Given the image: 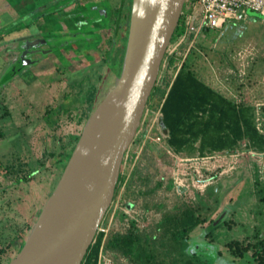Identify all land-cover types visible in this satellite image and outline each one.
Masks as SVG:
<instances>
[{
    "label": "rangeland",
    "instance_id": "rangeland-1",
    "mask_svg": "<svg viewBox=\"0 0 264 264\" xmlns=\"http://www.w3.org/2000/svg\"><path fill=\"white\" fill-rule=\"evenodd\" d=\"M190 1L185 2L100 225L105 229L100 264H139L106 248L116 233L139 234L145 248H158L154 264H187L195 251L193 264H264V151L249 148L243 140L230 152L204 157L176 153L155 139L157 127L149 132L151 118L157 116L178 71L185 67L229 99L253 106L264 134V17L250 11L247 22L185 32ZM118 6L119 2L111 8L109 28L88 39L90 60L68 53L74 64L65 72L55 68L61 65L54 64L52 56L2 84L14 57H9L6 44L0 48L1 264L18 254L64 170L76 137L117 81L125 49L121 45L117 68H112ZM187 210L199 223L188 232L185 254L160 249L161 239L169 240L173 231L182 228L179 222Z\"/></svg>",
    "mask_w": 264,
    "mask_h": 264
},
{
    "label": "water",
    "instance_id": "water-1",
    "mask_svg": "<svg viewBox=\"0 0 264 264\" xmlns=\"http://www.w3.org/2000/svg\"><path fill=\"white\" fill-rule=\"evenodd\" d=\"M185 2L132 0L117 81L92 111L22 248L7 264H83L112 204Z\"/></svg>",
    "mask_w": 264,
    "mask_h": 264
},
{
    "label": "trees",
    "instance_id": "trees-1",
    "mask_svg": "<svg viewBox=\"0 0 264 264\" xmlns=\"http://www.w3.org/2000/svg\"><path fill=\"white\" fill-rule=\"evenodd\" d=\"M162 113L169 131L168 144L176 153L187 152L204 157L219 151L230 152L243 140H247L249 148L264 151V134L258 128L255 108L229 99L185 67L173 80L162 104ZM198 223L193 211L187 210L179 222L182 228L173 231L169 240L161 239L160 249L184 255L188 232ZM104 236V232L97 233L83 264H99ZM106 248L139 264H154L152 261L158 252V248H145L141 236L135 233L114 234L108 239ZM196 252L193 258L186 260L187 264H193Z\"/></svg>",
    "mask_w": 264,
    "mask_h": 264
},
{
    "label": "flooded vegetation",
    "instance_id": "flooded-vegetation-1",
    "mask_svg": "<svg viewBox=\"0 0 264 264\" xmlns=\"http://www.w3.org/2000/svg\"><path fill=\"white\" fill-rule=\"evenodd\" d=\"M118 2L111 57L112 68H117L115 60L121 45L125 46L126 43L132 0H49L22 17L1 12L0 48L6 44L10 48L9 57H14L4 70V77L8 78L1 83H6L23 69L42 64L52 56L56 57L53 63L58 61L61 65L55 68L59 67L63 72L70 70L74 64L68 53L79 54L90 60L87 48L91 43L88 39L98 35L103 27L109 28L111 8ZM1 14H6V17L3 18ZM123 28L127 30L126 33H123ZM99 44L100 40L96 47ZM108 54L112 53L108 51Z\"/></svg>",
    "mask_w": 264,
    "mask_h": 264
},
{
    "label": "built area",
    "instance_id": "built-area-1",
    "mask_svg": "<svg viewBox=\"0 0 264 264\" xmlns=\"http://www.w3.org/2000/svg\"><path fill=\"white\" fill-rule=\"evenodd\" d=\"M189 7L191 11L187 16L185 32L189 28H196L199 32L204 28L223 29L229 22H247L250 20V11L258 12L264 17V0H191ZM156 115L151 118L149 132L157 127L155 139L164 143L169 134L161 123L162 105ZM100 231L105 233L102 226L98 228V232Z\"/></svg>",
    "mask_w": 264,
    "mask_h": 264
},
{
    "label": "crops",
    "instance_id": "crops-1",
    "mask_svg": "<svg viewBox=\"0 0 264 264\" xmlns=\"http://www.w3.org/2000/svg\"><path fill=\"white\" fill-rule=\"evenodd\" d=\"M47 1L49 0H0L1 12H10L13 15L16 14L22 17V15L32 12L35 7L42 6ZM163 127L169 134L168 129L165 126ZM168 138L164 143L172 150L168 144Z\"/></svg>",
    "mask_w": 264,
    "mask_h": 264
}]
</instances>
